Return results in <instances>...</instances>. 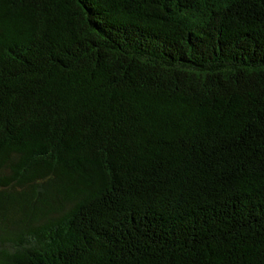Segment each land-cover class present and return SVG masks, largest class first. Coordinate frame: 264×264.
Instances as JSON below:
<instances>
[{"label":"trees","instance_id":"trees-1","mask_svg":"<svg viewBox=\"0 0 264 264\" xmlns=\"http://www.w3.org/2000/svg\"><path fill=\"white\" fill-rule=\"evenodd\" d=\"M0 186V264H264V0H0Z\"/></svg>","mask_w":264,"mask_h":264},{"label":"rangeland","instance_id":"rangeland-1","mask_svg":"<svg viewBox=\"0 0 264 264\" xmlns=\"http://www.w3.org/2000/svg\"><path fill=\"white\" fill-rule=\"evenodd\" d=\"M1 187V186H0ZM9 226H11V225H9ZM13 228V227H12Z\"/></svg>","mask_w":264,"mask_h":264}]
</instances>
